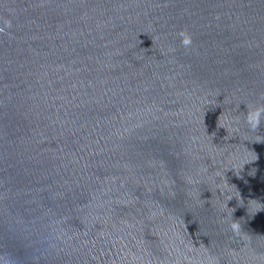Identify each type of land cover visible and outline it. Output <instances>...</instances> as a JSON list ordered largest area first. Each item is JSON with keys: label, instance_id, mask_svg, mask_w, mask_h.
Here are the masks:
<instances>
[{"label": "water", "instance_id": "1", "mask_svg": "<svg viewBox=\"0 0 264 264\" xmlns=\"http://www.w3.org/2000/svg\"><path fill=\"white\" fill-rule=\"evenodd\" d=\"M0 28V264H264V0H0Z\"/></svg>", "mask_w": 264, "mask_h": 264}, {"label": "clouds", "instance_id": "2", "mask_svg": "<svg viewBox=\"0 0 264 264\" xmlns=\"http://www.w3.org/2000/svg\"><path fill=\"white\" fill-rule=\"evenodd\" d=\"M7 26L11 27V23L8 22ZM3 31H4V28H0V32H3ZM179 36L181 38L182 46L185 48H189L192 44L191 35L187 33L186 31H181L179 33ZM262 115H264V106L258 107L248 112L247 123L249 124L251 129L255 130L256 128H258V126L261 123ZM232 228L235 232H239V224L234 223L232 225Z\"/></svg>", "mask_w": 264, "mask_h": 264}]
</instances>
